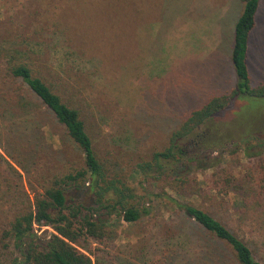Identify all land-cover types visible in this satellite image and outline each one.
Masks as SVG:
<instances>
[{
	"label": "rangeland",
	"instance_id": "obj_1",
	"mask_svg": "<svg viewBox=\"0 0 264 264\" xmlns=\"http://www.w3.org/2000/svg\"><path fill=\"white\" fill-rule=\"evenodd\" d=\"M242 9L240 0H0V264H13L17 256L2 240L9 221L44 193L50 178L83 164L82 152L50 111L19 102L18 87L6 81L8 58L27 63L80 111L103 162L139 193L160 192L163 184L142 183L135 167L164 150L191 111L236 88L231 53ZM247 64L251 87L264 85V0ZM230 106L198 132L205 134V148L222 134L251 140L240 147L228 141L223 152L207 154H224L220 170L236 178L240 191L211 203L190 200L256 248L264 242V206L255 201V186L264 177V99L238 97ZM185 170L201 183L212 173L192 165ZM158 212L135 224L113 222L111 237L91 243L94 262L150 264L177 247V264L199 260L204 251L195 230L163 238L178 221ZM35 229L42 239L55 233Z\"/></svg>",
	"mask_w": 264,
	"mask_h": 264
},
{
	"label": "trees",
	"instance_id": "obj_2",
	"mask_svg": "<svg viewBox=\"0 0 264 264\" xmlns=\"http://www.w3.org/2000/svg\"><path fill=\"white\" fill-rule=\"evenodd\" d=\"M240 1L243 9L234 28L231 53L238 79L236 88L210 98L191 111L171 134L169 145L135 167L142 183L155 188L162 183L160 192L145 188L139 193L119 171L115 172L103 162L95 151L80 111L65 103L27 63L8 58L6 81L18 87L19 102L29 107L39 103L50 111L83 155L79 169L50 178L43 187L44 193L37 194L33 203L15 215L3 230L2 240L9 243L6 248L12 245L17 253L13 264H96L91 243L103 244L111 237L113 222L135 224L156 216L157 211L170 213L178 221L175 228L168 225L163 238L168 239L169 232L175 238L189 227L198 235L204 253L196 262L185 264H264V242L252 248L221 218L190 200L211 203L215 197H229L240 191L236 178L220 170L224 154L217 157L207 154L209 151L223 152L229 142L240 147L243 141L249 143L251 140L243 137L238 141L225 136L226 140L222 134L219 143L205 148L201 144L205 134L198 131L217 115L227 112L235 98L264 99V85L251 87L247 64L249 39L257 24L261 0ZM194 135V143H185ZM260 144L264 148V143ZM191 165L196 166L197 171L212 173L205 174L204 183H201L190 170H185ZM169 190L174 194L168 193ZM255 192L256 203L264 206V177L259 179ZM251 203L246 200V204ZM35 226L50 227L55 233L42 239ZM177 248L163 250L150 264H177L180 257Z\"/></svg>",
	"mask_w": 264,
	"mask_h": 264
}]
</instances>
